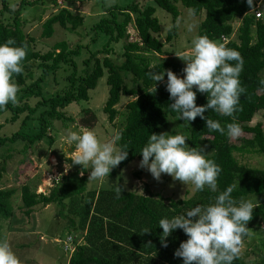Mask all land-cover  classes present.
Returning a JSON list of instances; mask_svg holds the SVG:
<instances>
[{
    "label": "trees",
    "instance_id": "16d2710c",
    "mask_svg": "<svg viewBox=\"0 0 264 264\" xmlns=\"http://www.w3.org/2000/svg\"><path fill=\"white\" fill-rule=\"evenodd\" d=\"M34 1L32 3H37ZM154 4L167 12L175 22L179 17L176 3L179 2L187 9L194 10V17L205 12L203 20L198 25L197 36H207L212 41H220L229 37L232 32V23L241 18L236 30V40H229L224 45L235 49L243 58V71L239 79L246 93L241 96L238 111L233 117L223 116L214 110L204 113L205 117L218 121L222 127L229 123H238L243 134L240 141H232L226 132L221 135L218 131H209L206 121L197 117L191 121L188 146L203 148L207 159L214 161L222 171L217 178V189L212 191L205 186L203 190H196L194 195L187 199L167 200L151 195H140L136 192L122 190L117 196L115 189L86 192L87 171L76 177H64L56 183L48 194L36 193L28 185L20 188V199L25 215H30L37 205H62L64 201L70 205L71 212L79 216V223L74 231L84 232V244L75 248L68 264H184L181 257L175 256L181 242L188 239L182 229L174 230L162 242L163 229L159 227L161 219H172L186 215L194 207L206 208L215 203L217 197L229 186H234L231 197L239 206V199L248 195H260L264 192V170L250 168L238 161L235 154H262L264 156V130L260 122L251 124L254 116L264 111V78L260 73L264 70V20L254 15L257 1L254 0V9L250 8L247 0H153ZM1 10L14 14L13 25L0 21V45L9 39L15 40L14 47L27 45L26 59L23 61L24 71L14 75L17 83L18 104L9 103V123H15L19 116L26 113L23 120L34 115L39 106H47L39 116V129L36 133L28 134L16 132L10 137L0 136V148L6 144L22 141L24 147H31L41 141L49 129V120L67 119L63 109L72 103L89 101L90 92L97 86L98 80L106 75L108 97L103 106V113L110 124H114L120 115L116 106L121 97L131 100L125 105L123 122L119 129L120 140L118 148L128 151L127 158L117 169H123L134 160L142 161L141 151L149 141L150 135L163 133L169 128V117L179 118L178 123H186L180 119V113L174 111L170 105L174 100L167 91V70L176 75L183 72L184 66L173 57L158 58L153 63L154 55L166 56L163 52V42L157 34L160 31L159 21L154 16L152 6L141 7L133 2L125 7L114 6L106 10V15L92 25L95 38L103 35L107 37L103 48L89 52L88 57L82 59V73L78 71L75 57L80 55L83 48L89 46L78 45L69 49L65 41L55 43L50 50L41 53L35 49V39L25 35L21 29L19 13L21 7L15 11L7 6V0H1ZM122 17V19H120ZM83 19L72 14L68 9L61 8L51 15L42 25V38H50L54 33V26L71 33L82 26ZM133 24L139 41H128L127 27ZM176 35V27L167 31L165 43L172 41ZM96 41V40H95ZM124 41L122 61L115 63L109 56L108 48L112 43ZM104 54L103 57H99ZM235 64V61L230 62ZM62 66L71 67L67 75V87L62 93L50 97L42 94V83L50 75H55ZM41 71L40 77L27 85L31 80L33 69ZM149 72H164V80L156 83V93H150L155 82L148 75ZM196 91L197 106H204L208 102L206 93ZM38 99L31 107L28 101ZM97 122V116L90 109L83 110L79 119L80 126L92 128ZM4 123H0V132ZM244 135V136H243ZM247 135H251L248 138ZM243 136V137H242ZM82 170V166L80 167ZM6 170L5 162H0V179ZM80 170V172H81ZM114 170H112V173ZM16 191L0 189V219L7 220L13 216L11 200ZM83 199L87 201L82 205ZM78 207V208H77ZM249 229L264 228V202L255 205L253 218L246 225ZM150 232L144 233L145 230ZM245 241L248 237L244 238ZM0 241H2L0 237ZM167 244V247L163 246ZM233 264H245L240 256ZM264 264V258L259 262Z\"/></svg>",
    "mask_w": 264,
    "mask_h": 264
},
{
    "label": "rangeland",
    "instance_id": "374dc122",
    "mask_svg": "<svg viewBox=\"0 0 264 264\" xmlns=\"http://www.w3.org/2000/svg\"><path fill=\"white\" fill-rule=\"evenodd\" d=\"M34 1L36 0H7V6L12 11L17 7H21L20 13H23L24 20L32 17V15L38 16L37 19H31L32 21L37 20L35 23L29 27L24 25L22 31L35 39V49L41 53L47 52L55 43L61 41H65L69 49H75L78 45H88V48H83L80 55L75 57L77 69L80 73L83 70L82 59L87 58L90 51L93 52L103 48L106 42L107 37L103 35L97 36L94 42H91V40L95 38L92 25L106 15L108 8L114 6L125 7L133 2L141 5V7H154V16L158 19L160 26L157 37L164 44L163 52L166 56L154 55L152 57L153 63L158 58L173 57L182 63L184 68L186 63L179 59L175 53L191 50L193 47L192 41L197 37L198 25L205 15L204 11H202L200 16L194 17L190 9L183 7L181 3L177 2L176 7L179 11V17L173 22L172 17L156 6L153 0H64L63 8L68 9L74 15L82 17V26L76 32L71 33L55 25L52 36L50 38H42V21L55 14L60 7L56 0H37V3H32ZM256 1L258 2V11L261 12L264 20V0ZM55 9L58 10L55 11ZM0 12L2 14L0 21L7 25H13L14 14L3 10ZM190 25L194 26L192 31L188 30ZM174 26L176 27V35L171 42L165 43L167 31ZM232 26L235 29V25ZM127 33L129 36L128 41H139L133 24L128 25ZM216 43L219 44V42ZM123 44L124 41H119L118 43H112L108 47L111 50L109 56L115 63H120L123 60ZM103 56L104 54L99 55V57ZM71 70L69 66H62L55 75L48 76L41 85L43 96L47 98L57 93H62L67 87L66 77ZM40 74V70L37 68L33 69L31 80L26 81L27 85L39 78ZM184 75L185 73L182 72L177 76L183 78ZM260 75L264 78V70L261 71ZM89 94V101L72 103L63 109L67 119L49 120V129L41 141L26 148L22 141L6 144L0 148V162H5L6 164V170L0 179V189L13 188L16 191L11 200L13 216L7 220L0 219V237L2 241L6 239L9 242L12 251L19 258L21 264H68L74 252L70 254L69 251L64 250L62 241L67 236H72L75 239L72 245L69 246L70 248H76L84 244V232L77 229L74 231L70 225V220L75 225L79 223V216L74 215L70 209V205L74 207V204L64 201L61 206L57 204L48 206L37 205L32 209V214L27 216L23 213L24 209L21 207L20 188L23 185H28L35 189L38 194H48L51 188L56 183H59L62 178L67 176L76 177L80 173L81 165H74L69 159L74 147L66 150L64 137L69 130L79 132L81 128H84L79 124L83 110L90 109L97 116V122L94 127L87 129L95 131L101 142H107L119 133L123 122L122 113L124 112V107L131 99L121 97L120 103L116 106L120 115L114 124H110L102 110L108 97L105 74L98 80L96 88ZM36 101L38 99L32 98L28 103L32 107ZM46 108L48 107L39 106L36 113L27 117L26 120H23L26 114L24 113L19 116L15 123L6 121L9 119V111L3 114L0 113V123H4L0 136L10 137L16 132L36 133L39 129L38 119L40 113ZM178 122L179 118L169 117V128L163 130V133L184 135L187 138L186 144L188 145L189 133L187 127L190 128L191 123ZM256 122L262 123L264 130V111H260L254 116L252 124ZM247 137L251 138V135H247ZM239 138L232 139V141H240ZM235 156L240 163L250 168L264 170V156L262 154L253 153L243 156L235 154ZM140 162L139 160H134L121 170L117 169V167L113 168L114 172L112 173L111 170L109 177H106L102 182L89 180L91 169H87L86 192L116 190L117 186H119L122 190L136 192L140 195L164 198L167 200L166 203H168V200L187 199L194 195L196 191L194 185H184L167 174H161V178L158 181L146 168L139 166ZM241 201H251L254 206L261 204L264 202V192L260 195L242 197L239 199V202ZM86 203L87 201L83 199L82 205ZM241 257L245 264H259L264 258V228L252 229L251 236L245 241V248Z\"/></svg>",
    "mask_w": 264,
    "mask_h": 264
},
{
    "label": "clouds",
    "instance_id": "9594fccd",
    "mask_svg": "<svg viewBox=\"0 0 264 264\" xmlns=\"http://www.w3.org/2000/svg\"><path fill=\"white\" fill-rule=\"evenodd\" d=\"M254 9V0H247ZM191 14L194 15V10ZM179 23V21H177ZM192 25L188 30H193ZM15 40L9 39L0 45V110L7 105L18 104L17 83L14 75L23 73V61L27 55V45L14 47ZM190 51L178 52L175 55L186 63L183 78H179L171 70H167V91L174 103L170 107L180 113V119L189 124L197 117L206 121L209 131L225 132L230 139H237L242 134L238 123H229L222 127L218 121L205 117L209 110L228 117H234L241 96L246 89L241 86L240 73L243 71V58L235 49L227 48L223 43H216L207 36H197L192 41ZM235 61L233 65L230 62ZM155 82L150 93H156V83L164 80V72H149ZM264 84V80L261 81ZM196 88L206 93L208 102L197 106ZM116 134L111 140L101 142L93 130L81 128L79 132L69 130L64 137L66 150L73 148L69 159L74 165H81L83 170L91 169L89 180L103 181L109 177L111 170L124 161L128 151L118 148ZM184 135L168 133L151 134L143 147L141 168H146L156 180L161 174H167L184 185L192 184L195 190H203L205 186L212 191L217 189V178L222 171L214 161L207 159L203 148L189 147ZM234 186H229L216 199L215 203L202 208L189 210L186 215L172 219H161L159 227L163 229L162 242L176 229H182L188 239L181 242L175 256L181 257L184 264H233L242 255L245 248V237H250L252 230L246 227L253 218L254 204L241 201L239 206L231 197ZM122 188L117 186V196ZM143 193V192H142ZM150 232L145 230L144 233ZM167 247L166 243H163ZM0 264H21L12 251L9 242L0 241Z\"/></svg>",
    "mask_w": 264,
    "mask_h": 264
},
{
    "label": "crops",
    "instance_id": "0c3cea01",
    "mask_svg": "<svg viewBox=\"0 0 264 264\" xmlns=\"http://www.w3.org/2000/svg\"><path fill=\"white\" fill-rule=\"evenodd\" d=\"M63 1L64 0H61L60 1V3H58L57 2V0H56V2H57V4H58V6L60 7L59 9H61V8H63ZM34 6V5H33ZM57 6V7H58ZM257 6H258V2H257ZM56 7V8H57ZM0 8H2L1 7V2H0ZM18 8V7H17ZM16 8V9H17ZM16 9H13L14 11L16 10ZM56 10H58V9H55V11ZM257 10H258V8H257ZM1 11V10H0ZM105 12V11H104ZM1 13V12H0ZM205 13V12H204ZM105 14V13H104ZM205 16V15H204ZM2 18V14H0V19ZM19 18L21 19V23H22V27H21V29L24 27V25H26V26H31L33 23H35L37 20H34V21H32L31 19H37L38 18V16L36 17V16H34V15H32V17H30V18H28V19H25L24 20V15H23V13L21 12V13H19ZM49 17H47L46 19H48ZM46 19L44 20V21H42L43 23L46 21ZM40 20V19H39ZM240 21H241V18H237V19H235L234 21H233V23H232V25H235V29L233 28V26H232V29H233V32H232V34L229 36V37H225V39H224V41H223V39L221 38L220 39V41H215V42H219V44L220 43H223V44H225L226 42H228L229 40H236V30L238 29V27H239V25H240ZM23 32V31H22ZM26 35V34H25ZM30 36V35H29ZM251 124H252V122H251ZM31 214H32V212H31Z\"/></svg>",
    "mask_w": 264,
    "mask_h": 264
},
{
    "label": "built area",
    "instance_id": "2783aa9c",
    "mask_svg": "<svg viewBox=\"0 0 264 264\" xmlns=\"http://www.w3.org/2000/svg\"><path fill=\"white\" fill-rule=\"evenodd\" d=\"M60 1H61V0H57L58 3H60ZM253 13H254V15H255L256 18H258V19H262V14H261V12H259L257 9H256ZM222 39H223V41H224L225 38H222ZM74 239H75V238L72 237V236H67L66 239H65L64 241H62V244H63V248H64V250L69 251L70 254H72V253L74 252V250H75L74 247H71V248L69 247V246L72 245ZM65 245H66V246H65Z\"/></svg>",
    "mask_w": 264,
    "mask_h": 264
}]
</instances>
